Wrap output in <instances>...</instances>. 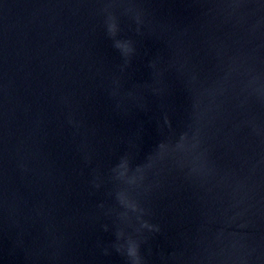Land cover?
I'll return each instance as SVG.
<instances>
[{
	"label": "water",
	"instance_id": "obj_1",
	"mask_svg": "<svg viewBox=\"0 0 264 264\" xmlns=\"http://www.w3.org/2000/svg\"><path fill=\"white\" fill-rule=\"evenodd\" d=\"M0 264H264V0H0Z\"/></svg>",
	"mask_w": 264,
	"mask_h": 264
}]
</instances>
